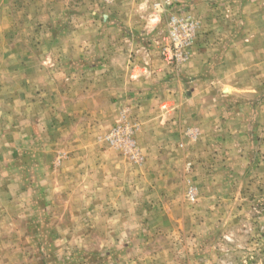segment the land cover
I'll use <instances>...</instances> for the list:
<instances>
[{"label":"rangeland","instance_id":"rangeland-1","mask_svg":"<svg viewBox=\"0 0 264 264\" xmlns=\"http://www.w3.org/2000/svg\"><path fill=\"white\" fill-rule=\"evenodd\" d=\"M152 4L0 0V264H264V6L181 0L159 18ZM173 14L200 22L182 70L163 69L194 135L145 165L128 110L138 160L107 141L123 121L105 132L101 71L128 39L161 59ZM76 146L117 157L116 185L96 172L89 202Z\"/></svg>","mask_w":264,"mask_h":264},{"label":"crops","instance_id":"crops-1","mask_svg":"<svg viewBox=\"0 0 264 264\" xmlns=\"http://www.w3.org/2000/svg\"><path fill=\"white\" fill-rule=\"evenodd\" d=\"M253 1H259L260 8L264 6V0ZM128 43L125 45L121 42V50L118 49L105 55V60L108 63L101 71L104 73V77H102L100 86V89L104 92L102 97L105 99V104L104 109L99 114L100 120L105 123L104 128L108 127L105 131L107 133L117 124H121L123 121L122 114L128 110L131 117L136 116V120L141 127L135 135V139L144 164H150L151 154L162 156L164 163L166 160L170 162L171 160L168 158H171L172 152L175 150L180 151V148L185 147L184 145H176L173 140H184L188 135H194L193 128L188 131L183 124L187 113V98L181 91L183 90V84H181L183 82L181 79L176 82L166 77V72H163L165 66H163L161 59L155 52L144 51L140 49L141 46L137 48L133 40L128 39ZM188 72L192 73L194 70L189 67ZM85 96L88 95L84 94V98ZM162 122L167 124L166 131L161 125ZM157 130H160L161 136H157ZM156 139H162L163 142L158 144L154 141ZM72 151H74V154H71L73 160H76L79 155L86 156L82 162L84 173L81 181L82 186L87 189V191L83 190V202H89L90 200L88 189H90L93 182L95 183L96 172L98 173V181L101 183L100 186L104 185V181L108 182L105 185H116L109 180L110 174H107L111 169V172H113L119 167L109 168L113 161H117L115 155L103 151V153L98 154L102 156V162L92 164L85 161L89 154H92V150H88L83 146H76L72 148ZM118 160L120 159L118 158ZM110 161L112 162L110 163ZM80 166L73 165L72 170L76 171L77 167ZM92 172H94L93 175ZM129 181L130 184L139 185V180L135 179V176H130ZM160 181H163L162 177Z\"/></svg>","mask_w":264,"mask_h":264},{"label":"built area","instance_id":"built-area-1","mask_svg":"<svg viewBox=\"0 0 264 264\" xmlns=\"http://www.w3.org/2000/svg\"><path fill=\"white\" fill-rule=\"evenodd\" d=\"M151 1L153 2L154 10L160 18L161 13L174 4H178L181 0ZM166 26V32L159 42V55L166 68H171L179 73L189 58V49L197 36L200 22L189 14H173L169 16ZM122 117V124L111 130L107 136V141L114 148L130 154L132 159L137 157L136 160H138V156L134 150L135 141L133 140L137 125L130 123L125 112L122 114Z\"/></svg>","mask_w":264,"mask_h":264}]
</instances>
